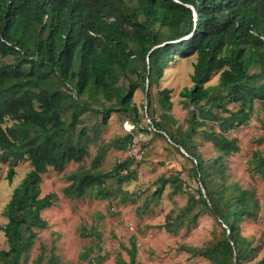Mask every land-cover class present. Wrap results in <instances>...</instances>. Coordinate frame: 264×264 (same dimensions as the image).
Segmentation results:
<instances>
[{"label":"trees","instance_id":"trees-1","mask_svg":"<svg viewBox=\"0 0 264 264\" xmlns=\"http://www.w3.org/2000/svg\"><path fill=\"white\" fill-rule=\"evenodd\" d=\"M192 55V85L179 92L189 109L186 127L176 124L168 87L158 91L162 111L151 123L191 157L202 187L198 196L188 194L182 210L175 216L168 213L158 227L177 232L211 213L224 223L223 233L205 245L182 243L178 249L205 257L210 264H264V255L256 259L259 249L241 231L244 220L256 216L259 201L253 190L227 181L226 163L240 150L237 138L226 133L251 119L256 101L264 110V0H0V148L4 159H25L32 165L4 209L7 222L1 228L8 247L0 249V262L20 264L35 244L36 229L48 226L41 212L55 204L58 195L41 196L43 173L82 161L112 111L141 121L143 114L134 102L139 89L146 93L143 107L149 115L151 89L165 69L179 56ZM217 72L218 82L207 84ZM88 111L102 114V121L79 128ZM9 119L12 123L6 124ZM198 134L212 143L217 155H201L194 143ZM132 139L128 132L100 146L91 168L69 174L64 194L105 198L112 192L109 180L122 184L134 179L137 169L131 157L109 170L99 168L109 147L126 150ZM259 142H264V134ZM252 164L264 178L260 151L254 152ZM15 173L11 166L9 182ZM159 180L151 202L161 198L168 182L174 192H185L178 175ZM119 190L126 194L123 201L136 202ZM145 206L150 209V202ZM90 234L95 241L80 252V264H101L107 255L102 253L101 231L93 228ZM119 244L129 258L118 252L116 263L139 264L136 237H130L129 245ZM45 251L41 245L39 261ZM58 263L52 251L46 264Z\"/></svg>","mask_w":264,"mask_h":264},{"label":"rangeland","instance_id":"rangeland-1","mask_svg":"<svg viewBox=\"0 0 264 264\" xmlns=\"http://www.w3.org/2000/svg\"><path fill=\"white\" fill-rule=\"evenodd\" d=\"M13 59L12 56L8 57ZM196 55L181 57L170 63L165 69V74L158 85L151 89L152 106L150 114L145 112L147 104L146 93L139 89L135 92L134 102L143 114L141 121H133L131 115L122 111H112L107 124L102 125L99 139L90 144L89 154L80 162H69L63 171H56L52 167L43 173L41 183V196L49 192H55L58 198L51 207L44 209L41 214L47 220L48 226L44 229H36L37 238L30 252L26 254L20 264H46L51 252L59 256L58 264H80L84 262L80 258V252L84 246L93 244L94 235L90 232L93 228L101 231L102 253H107L101 264H117L118 252L128 259L126 250L120 247V242L129 245L131 236L136 237L139 264H210L202 256H192L191 253L178 249L184 243L188 245L202 246L207 244L215 235L223 233L224 223L211 213H203L197 222L190 226L181 227L177 232H169L158 227L170 213L175 216L186 204L188 194L198 196V187H202L193 172L191 158L183 149H178L167 135L151 132L148 126L152 117L158 118L161 114V105L158 100V91L161 88L171 89V100L176 124L186 127L185 118L189 109L182 102L179 92L184 86H191V73ZM219 80V72L214 73L207 84H216ZM104 101L103 98H100ZM100 107V103H94ZM109 105V101H105ZM230 106H233L231 104ZM66 120L70 119V110L65 114ZM129 119L136 124L133 129V139L139 144L140 158H134V168L137 169L136 177L120 184L117 180H109L107 186L111 190L105 198L96 197L92 193L81 198L66 196L63 189L71 182L69 174L75 170L91 168L93 158L102 145L108 144L114 138L128 133L124 130L123 122ZM102 121V114L93 111L82 115V125L90 127ZM264 110L259 101L255 102V110L251 119L239 125L226 134L237 138L240 150L227 157V181L238 182L242 187L254 191L259 201L257 214L254 218L246 219L241 225L244 236L249 238L252 245L259 249L256 259L264 255V178L253 169L254 152L260 151L264 155V142L259 138L264 134ZM9 119L6 124H11ZM146 127V128H145ZM198 151L204 158L217 155L212 143L202 135L195 136ZM128 149V148H127ZM109 147L99 166L100 169L109 170L119 161L126 159L128 152ZM13 166L16 173L12 182L7 175L9 168ZM30 161L25 159H4L0 148V249L7 248L8 242L2 225L7 222L4 209L11 198L12 191L27 172L31 169ZM178 175L182 181L185 192H174L173 185L168 182L165 185L161 198L157 202H151L153 191L159 184L161 176ZM121 187L132 197L137 198L123 201L126 194L119 190ZM150 202V209L145 205ZM41 245L46 247L44 258L37 259L41 252ZM252 261L249 264H252ZM0 264H3L0 262Z\"/></svg>","mask_w":264,"mask_h":264},{"label":"built area","instance_id":"built-area-1","mask_svg":"<svg viewBox=\"0 0 264 264\" xmlns=\"http://www.w3.org/2000/svg\"><path fill=\"white\" fill-rule=\"evenodd\" d=\"M123 126H124V130L125 131L132 132L133 129H135L136 124L134 122H132L131 120L126 119L123 122ZM148 128H149V130L151 132L159 131L152 123L148 126ZM127 152H128L127 153L128 154L127 156L128 157H131L132 159H134L136 157L137 158H140L141 155H139L140 154L139 144H138V142L136 140L132 139V141L129 143V147L127 149ZM133 164H132V168H134V165Z\"/></svg>","mask_w":264,"mask_h":264}]
</instances>
